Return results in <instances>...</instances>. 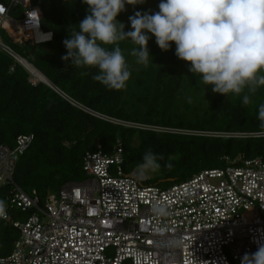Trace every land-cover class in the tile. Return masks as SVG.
I'll return each mask as SVG.
<instances>
[{"label": "trees", "instance_id": "16d2710c", "mask_svg": "<svg viewBox=\"0 0 264 264\" xmlns=\"http://www.w3.org/2000/svg\"><path fill=\"white\" fill-rule=\"evenodd\" d=\"M0 3L8 4V0ZM32 4L41 10V28L53 34V41L21 43L4 30L1 39L52 87L41 82L34 85L29 71L0 49V147L14 148L19 136L34 135L12 176L25 193H37L41 207L64 186L86 180L84 156L99 146L112 154L120 144L124 173L129 176L135 175L146 151L163 156L159 175L147 182L162 188L184 182L202 170L221 167L226 156L264 160V138L251 135L259 130L264 86L255 93L246 89L240 95L215 94L176 57L174 44L164 52L151 37L148 50L153 59L147 66L137 64L132 55L137 45L131 40L120 42L126 61L132 63L128 64L131 77L125 89H107L92 79L97 69L74 68L61 59L67 54L63 41L70 38L74 26L78 30L87 15L83 0H32ZM151 10L153 7L143 4L125 5L117 20L121 22L129 11ZM10 16L21 19L22 8H11ZM107 47L111 50L112 46ZM85 71L87 75H81ZM245 94L250 97L248 105L242 103ZM11 189L10 185L0 187L9 217L8 221L0 219V257L9 256L20 238L13 222L27 221L33 214L10 205Z\"/></svg>", "mask_w": 264, "mask_h": 264}, {"label": "built area", "instance_id": "2783aa9c", "mask_svg": "<svg viewBox=\"0 0 264 264\" xmlns=\"http://www.w3.org/2000/svg\"><path fill=\"white\" fill-rule=\"evenodd\" d=\"M15 7L22 8L21 19L10 16ZM0 9V49L17 62L20 57L3 43L2 30L21 43L53 41V34L48 40L49 33L41 28L42 13L32 0H8ZM21 65L34 85L45 82L29 69L31 64ZM33 142L34 135H22L14 148L0 147V187H12L7 201L22 212H33L27 221L13 222L20 238L9 256L0 257V264H241L243 255L256 252L255 241L264 237L261 158L226 156L221 167L162 188L148 186L146 177L124 173L120 144L112 154L99 146L84 156L86 180L64 186L41 207L37 193H25L12 176ZM161 201L170 211L166 217L152 211ZM2 220H9L8 212Z\"/></svg>", "mask_w": 264, "mask_h": 264}, {"label": "clouds", "instance_id": "9594fccd", "mask_svg": "<svg viewBox=\"0 0 264 264\" xmlns=\"http://www.w3.org/2000/svg\"><path fill=\"white\" fill-rule=\"evenodd\" d=\"M83 3L88 6L87 15L78 30L74 26L70 38L63 41L67 54L61 59L74 68L97 69L92 79L107 89L123 90L131 77L120 42L131 40L137 45L132 55L137 64L147 66L153 59L148 50L151 37L164 52L174 44L176 57L215 94L240 95L246 89L255 93L264 86V0H160L158 12L137 11L130 16L131 31L127 32L118 15L125 11V5L144 4L145 0ZM47 36L50 40L51 33ZM107 46H112L111 50ZM242 103H250L249 95H243ZM258 120L259 130L251 135L264 138V104L259 107ZM163 159L146 151L137 166L138 174L159 170ZM152 211L158 217L170 215L162 201ZM6 218V203L0 199V219ZM255 242L257 251L245 253L241 264H264V237Z\"/></svg>", "mask_w": 264, "mask_h": 264}, {"label": "rangeland", "instance_id": "374dc122", "mask_svg": "<svg viewBox=\"0 0 264 264\" xmlns=\"http://www.w3.org/2000/svg\"><path fill=\"white\" fill-rule=\"evenodd\" d=\"M159 3H160V0H156V3H155V1L153 2L152 0H145V3L143 4V7H146V6H148V7H153V10H151V13H153V12H158L159 11V7H158V5H159ZM144 9V8H143ZM135 14V12H133V11H129V12H127L125 15H124V17L122 18V23L125 25V27H126V30H128V31H131V26H130V22H129V17L130 16H133ZM128 63V62H127ZM128 64H130L131 66H132V63H128ZM159 175V170H157V171H155V172H152V173H150V174H147V175H144V176H140L139 174H138V170L135 172V175L134 176H139V177H146L147 179H150V178H153V177H155V176H158Z\"/></svg>", "mask_w": 264, "mask_h": 264}, {"label": "water", "instance_id": "95a60500", "mask_svg": "<svg viewBox=\"0 0 264 264\" xmlns=\"http://www.w3.org/2000/svg\"><path fill=\"white\" fill-rule=\"evenodd\" d=\"M19 62H20V64H26L27 62L24 60V59H22V58H19ZM42 77H44L40 72H38ZM45 78V77H44ZM46 79V78H45ZM46 81L47 82H44L46 85H48L49 87H52V84L49 82V80H47L46 79Z\"/></svg>", "mask_w": 264, "mask_h": 264}, {"label": "bare ground", "instance_id": "6f19581e", "mask_svg": "<svg viewBox=\"0 0 264 264\" xmlns=\"http://www.w3.org/2000/svg\"><path fill=\"white\" fill-rule=\"evenodd\" d=\"M29 66V69L35 74V75H37L42 81H45V82H47L46 81V79L44 78V77H42L33 67H31L30 65H28Z\"/></svg>", "mask_w": 264, "mask_h": 264}]
</instances>
